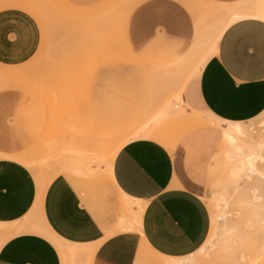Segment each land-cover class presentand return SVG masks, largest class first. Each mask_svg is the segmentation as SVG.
Returning <instances> with one entry per match:
<instances>
[{"label":"rangeland","instance_id":"1","mask_svg":"<svg viewBox=\"0 0 264 264\" xmlns=\"http://www.w3.org/2000/svg\"><path fill=\"white\" fill-rule=\"evenodd\" d=\"M140 1L0 0V151L28 149L21 161L39 185L55 173L48 167L63 159L75 167L65 172L78 189L106 186V164L117 144L125 140L120 137L150 126L160 111L165 110L168 118L176 117L172 113L178 103L176 94L213 54L219 29L198 44L191 57L183 55L191 45L189 39L183 47L166 41L139 46L136 41L135 49L132 12ZM186 2L198 23L209 25L222 19L226 26L230 21L231 10L226 7L207 5L204 0ZM186 111L184 126H163L168 141L214 124L200 109ZM263 125L264 111L243 124L255 134L253 139L239 140L248 145L240 154L222 139L201 192L211 216L210 232L187 264L221 260L264 264V217L240 210L234 203L239 191L246 192L249 200L258 196L257 203H264V186L244 172L236 179L230 175L238 164L237 155L255 151ZM137 212L132 211L133 222L138 221ZM20 225L0 224V240L18 232ZM232 227L237 234H232Z\"/></svg>","mask_w":264,"mask_h":264},{"label":"crops","instance_id":"2","mask_svg":"<svg viewBox=\"0 0 264 264\" xmlns=\"http://www.w3.org/2000/svg\"><path fill=\"white\" fill-rule=\"evenodd\" d=\"M204 2L231 10L229 23H198L186 0H142L134 6L132 22L135 49L136 41L182 46L189 39L183 51L188 57L213 30L221 31L215 32L213 54L172 106L183 114L200 109L214 124L170 142L163 126H184L185 119L160 111L150 126L120 137L128 140L112 157L102 191L75 187L65 172L75 167L63 159L48 167L58 174L41 186L21 161L28 149L0 151V224H21L0 240V264H182L202 248L211 216L201 192L223 129L243 126L264 111V19L252 16L253 5L264 0ZM234 15L239 17L232 20ZM129 208L140 211L139 222L132 221ZM54 240L78 252L62 254Z\"/></svg>","mask_w":264,"mask_h":264},{"label":"bare ground","instance_id":"3","mask_svg":"<svg viewBox=\"0 0 264 264\" xmlns=\"http://www.w3.org/2000/svg\"><path fill=\"white\" fill-rule=\"evenodd\" d=\"M254 12H255L254 13L255 16H258L259 18L264 19V2H260V3L256 4L255 8H254ZM238 17H239L238 15H234L232 17V20H234ZM172 113L175 115H178V117H180L182 120H184V118L182 117L183 111L181 109L177 108L176 110H174V112L172 111ZM262 128H263V130L260 133L261 134L260 139L257 142H255V151L252 150L253 152H251L250 154L247 153V155L245 154L244 156L237 155V157L240 156L237 159L238 164L233 165V167L230 170L231 171L230 175L232 178L236 179L237 177H240V174L243 172L246 173L245 175H248V176L250 174L251 176L258 178L257 180L258 181L260 180L259 182H261V185L263 187L264 186V125ZM249 131H251V132H249ZM252 133L255 134L254 131H252L251 129L245 128L240 123H233L232 125H229L228 127L223 129L222 138L225 141H227L228 144L234 148V150H236V151H234L235 154H236V152L238 154H240L243 145H244V147H246L245 145H247V144H244L245 141L243 142V144L240 142L242 144V146H241V144L239 143V140H241V138H246V137L249 139H253L252 138L253 136L251 137ZM257 139H258V137H257ZM126 140H128V139L122 140L117 144V146L112 151L113 152L112 157L114 156L116 151L119 149V147ZM247 147H248V145H247ZM112 157H111V159H112ZM111 159L106 164V172H107L108 176L110 175ZM57 174H58V172L55 171V173L53 175H51L46 182L43 183L44 187ZM254 192H252V193H254ZM252 199L253 200L248 199L246 192H244V191L240 192L239 191L238 194L235 196L234 203L239 207L240 210L241 209L244 210V208H245L246 211L249 210L248 212H250V213L253 212L254 215H260L261 217H264V203H262V201L260 203H257V201L260 200L258 196H255ZM132 201L133 200H131V202ZM132 203L136 204V202H132ZM248 206H249V209H248ZM241 216L243 217L242 214H241ZM135 218L137 220L140 218V211L139 210H138L137 214H135ZM256 221L257 220H255V223H257ZM250 222H252V221H250ZM261 223H262V225H264V218L262 219ZM231 232H232V234H237L238 230L236 228L232 227ZM54 242H55L57 248L62 252V254L68 253L69 255H75L78 252V249H76V248L68 247L65 245L63 246V245H61V243H58L55 240H54ZM192 256L194 257V254L190 255L189 257L186 258V260H187L186 264L193 262V261H191ZM193 259H195V258H193ZM215 261H214V263H215ZM211 262H213V260H211ZM224 263H225L224 260H221L217 264H224ZM167 264H181V262H175V261L168 260ZM182 264H184V263H182Z\"/></svg>","mask_w":264,"mask_h":264}]
</instances>
